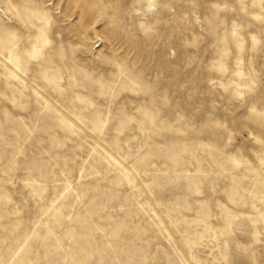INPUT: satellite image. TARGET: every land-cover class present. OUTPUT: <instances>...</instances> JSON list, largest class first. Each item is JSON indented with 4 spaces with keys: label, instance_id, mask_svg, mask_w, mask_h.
I'll use <instances>...</instances> for the list:
<instances>
[{
    "label": "rangeland",
    "instance_id": "rangeland-1",
    "mask_svg": "<svg viewBox=\"0 0 264 264\" xmlns=\"http://www.w3.org/2000/svg\"><path fill=\"white\" fill-rule=\"evenodd\" d=\"M0 264H264V0H0Z\"/></svg>",
    "mask_w": 264,
    "mask_h": 264
}]
</instances>
